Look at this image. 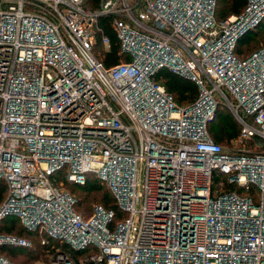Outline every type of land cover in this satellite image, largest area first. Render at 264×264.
<instances>
[{
  "label": "built area",
  "instance_id": "built-area-1",
  "mask_svg": "<svg viewBox=\"0 0 264 264\" xmlns=\"http://www.w3.org/2000/svg\"><path fill=\"white\" fill-rule=\"evenodd\" d=\"M216 2L0 0V221L45 231L47 264H264V46L236 53L264 0L219 20ZM102 14L129 58L109 68L94 53ZM163 69L198 96L179 105ZM221 104L241 124L228 144L208 132ZM89 176L121 218L100 203L75 209L64 183ZM64 243L95 250L76 261ZM2 244L32 242L0 232ZM0 264L21 263L0 252Z\"/></svg>",
  "mask_w": 264,
  "mask_h": 264
},
{
  "label": "trees",
  "instance_id": "trees-1",
  "mask_svg": "<svg viewBox=\"0 0 264 264\" xmlns=\"http://www.w3.org/2000/svg\"><path fill=\"white\" fill-rule=\"evenodd\" d=\"M102 0H84V6L87 10L98 11L101 7ZM249 0H217L215 7L216 18L222 19L230 14H240L243 12L248 5ZM115 19L114 15L102 14L98 17V26L100 30L98 31L97 41L94 45L95 55L104 63V65L109 68L119 62L129 58L122 52L121 41L115 31L113 26V21ZM262 34H259L261 33ZM260 36L261 47L264 46V18L260 23L253 29L244 33L238 40L236 46V53L241 57L245 58L251 55L254 51L260 49L261 47L255 49L249 54H244L242 52V47L252 46L256 41L257 36ZM108 37L110 41V46L107 48L103 43V37ZM250 39L246 43L247 39ZM158 78H161L167 89L172 92L179 105L190 104L198 96V87L197 84L190 78L172 73L167 69L160 70ZM241 131V124L237 118L232 114L230 109L227 106L219 105L215 117L208 123V132L214 141L222 144H228L232 139L236 138ZM223 176L215 175L213 182L216 185ZM96 176H89L88 180L84 184L65 182L64 186L66 188L79 189L81 194L76 195L73 191H70L77 197V202L75 204V209L83 214L84 216H89L94 208V200L96 197H100L98 203L103 204L107 208H112L116 212V219L121 218L123 211L118 205V202L112 193L111 189ZM228 190L237 189L235 185H226ZM242 195H255L257 197V191H242L238 190ZM6 193V184L3 180H0V199H3ZM98 194V196L96 195ZM255 197V199H256ZM257 200V199H256ZM97 204V203H96ZM81 207L83 213L78 210ZM0 232L7 234H15L20 237H25L31 240V246H21L16 244H2L0 246V252L10 259L16 260L21 264H24L26 260H31L34 264H38L37 261L47 257V262L49 260L47 247L41 241L44 237H47L45 231L41 232L28 230L20 218L15 215H8L3 220L0 221ZM37 241V242H36ZM51 242H55L57 245L58 241L51 239ZM61 246V249L70 254L74 260H78L80 256L87 257L95 249L88 250H74L69 244L64 243ZM28 249L27 251H24ZM45 254V255H44ZM23 259V261H22ZM46 264V262L44 263Z\"/></svg>",
  "mask_w": 264,
  "mask_h": 264
},
{
  "label": "rangeland",
  "instance_id": "rangeland-1",
  "mask_svg": "<svg viewBox=\"0 0 264 264\" xmlns=\"http://www.w3.org/2000/svg\"><path fill=\"white\" fill-rule=\"evenodd\" d=\"M259 34H262V32L261 33H259ZM250 39L251 38H249V39H247L246 40V43L248 42V41H250ZM261 39H260V36L258 35L257 36V38H256V41L253 43V45L252 46H246V48L243 46L241 49H242V52H244V54H249L250 52H252V51H254L255 49H257V48H259V47H261ZM96 54V53H95ZM104 185V187H106L107 188V186L105 185V184H103ZM69 191H73L76 195H79V194H81L80 192H81V190H79V189H71V188H67ZM97 196H98V194H96ZM100 199V197H96L95 198V202L93 203L94 205L96 204V203H98V200ZM93 205V206H94ZM78 210L79 211H81L82 213H83V209L81 208V207H79L78 208ZM37 242V241H36ZM28 249H26V250H24V251H27ZM45 255V254H44ZM22 261H23V259H22ZM46 262V264H47V257L45 256V257H43V259H40L39 261H37V263L38 264H44ZM24 264H34V262L33 261H31V260H26L25 262H23Z\"/></svg>",
  "mask_w": 264,
  "mask_h": 264
}]
</instances>
